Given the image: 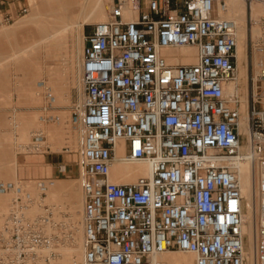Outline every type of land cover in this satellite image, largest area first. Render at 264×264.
<instances>
[{
  "label": "built area",
  "instance_id": "2783aa9c",
  "mask_svg": "<svg viewBox=\"0 0 264 264\" xmlns=\"http://www.w3.org/2000/svg\"><path fill=\"white\" fill-rule=\"evenodd\" d=\"M227 8L228 0H113L85 37L75 113L84 264H170L163 257L175 253L194 254L193 264H249L248 202L229 164L244 143L255 175L254 264H264V58L248 87L245 135L229 89L239 87L238 31L217 14ZM184 48L194 62L171 53ZM121 155L148 162L149 173L113 182ZM14 188L2 184L0 194ZM26 209L17 197L0 217V264H40L55 245Z\"/></svg>",
  "mask_w": 264,
  "mask_h": 264
},
{
  "label": "rangeland",
  "instance_id": "374dc122",
  "mask_svg": "<svg viewBox=\"0 0 264 264\" xmlns=\"http://www.w3.org/2000/svg\"><path fill=\"white\" fill-rule=\"evenodd\" d=\"M67 1L72 4L75 2L65 0V3ZM104 3L110 11L113 0H105ZM247 9L248 90V87H252V78L257 75V63L264 58V51L261 50H264V15L258 20L254 18L249 2ZM62 12L59 0H28V6L18 18L0 24V46L5 45L1 50L0 60L8 57L12 50L15 52L21 50L20 26L29 33L26 34L29 35L26 37L28 43L32 38L30 29H35V22L42 20L43 17L45 21H57L49 33L62 28L64 23L58 21ZM40 13L43 14L42 18L32 19L38 17ZM74 18L76 25L73 29L53 47H44L41 50L39 62L42 69L39 78L28 80L26 72L20 69L17 61H11L0 71V164L8 163L0 166V170H5L3 175H0V185L15 186L13 190L0 194V217L8 215L14 200L21 197L27 207L24 211L26 217L37 222L44 234L58 237L51 250L47 249L48 252L43 250L40 264H72L71 260H66L64 250L75 246V239H80L81 234L83 242L85 239L84 193L79 164L83 131L82 125L75 122V113L83 103L84 94L82 49L85 47V37L90 34L96 22H84L77 14ZM256 28L260 30L257 35L254 33ZM5 32L8 35H5ZM239 87L241 91L244 85L240 84ZM35 119L36 125L33 127L30 123ZM26 129L27 136L23 138ZM39 132L42 134V140L36 144L35 138ZM43 153L67 155L73 169L71 176L60 177L63 182H53L54 179L39 177L37 174L40 166L39 157ZM19 168L28 171L27 180L18 177ZM52 183L74 186L79 199L78 202L75 201V206L81 207L79 215L75 213L74 201L69 191L49 194V186ZM17 188L22 189L20 195ZM28 195L31 197L28 198ZM40 208V214L29 213V210L39 211ZM47 226L51 229L47 230ZM47 257L49 260H46Z\"/></svg>",
  "mask_w": 264,
  "mask_h": 264
},
{
  "label": "bare ground",
  "instance_id": "6f19581e",
  "mask_svg": "<svg viewBox=\"0 0 264 264\" xmlns=\"http://www.w3.org/2000/svg\"><path fill=\"white\" fill-rule=\"evenodd\" d=\"M105 0H75L72 4L71 2L65 0H59V4L61 6L62 16L58 19L59 22H63L64 26L60 29H56L54 32L49 33V30L53 29V27L57 24L55 22L45 21L43 14L40 13L38 17H33L32 19L42 20L36 21V28L30 29V34L32 38L30 42H26V37L29 34L23 26H20L22 29V37L20 39L21 50L19 52L10 53L8 57L0 60V71L3 67H7L11 61H17L19 63V67L22 71L26 72L28 80H36L39 78V74L41 72V66L39 59L41 57V50L49 47H53L58 43L61 38H63L67 32L74 28L75 18L74 16L77 14L78 17L82 18L84 22L95 21L96 23H101L107 20V15L109 14L108 7L104 3ZM247 0H228V8L223 11L220 10L217 12L219 16L226 18L229 21H232L236 24L238 31V84L244 85L242 90L240 91V87L237 85L231 84L230 91L233 93L235 97L239 98L241 102V111H242V130L245 135L248 132V95H247V80H248V62H247V53H246V42H247ZM252 15L257 20L264 15V7L258 3H252ZM80 20V19H79ZM81 24V23H80ZM7 29V28H6ZM82 29V24L80 25V29ZM10 30V29H9ZM73 31V30H72ZM71 31V32H72ZM79 32V31H78ZM260 30L258 28L254 29V33L259 34ZM81 33V32H80ZM82 34V33H81ZM5 35H8L5 32ZM17 43V42H16ZM84 45V44H83ZM19 47V45H17ZM5 48L4 44L0 46V54L1 50ZM13 48V47H12ZM15 48V47H14ZM84 50V46L82 51ZM264 51L263 49H261ZM172 54L179 55H189V62H194L193 55L195 53L194 49L184 48L179 51H173ZM50 54H48L49 56ZM83 59V54H82ZM178 61V59L176 60ZM257 65H259L257 63ZM81 69H82V61H81ZM83 74V70H82ZM83 102V101H82ZM31 126L36 125V119L33 123H30ZM82 125V122L80 123ZM28 130H24V134L22 135L25 138ZM39 134H41L39 132ZM42 135V134H41ZM8 163H2L0 166H5ZM231 168L236 171L238 174V178L240 181L241 190L245 199L248 202V219L249 222L244 227L245 232V254L247 257V262L249 264H254V221H255V175L253 169V161L250 156V149L248 144L244 143L240 148V156L235 157L229 162ZM150 164L146 161L129 163L125 161L123 155L119 156L117 163L113 168V172L111 174V179L113 182H131L135 181L139 175H146L150 171ZM5 170H0V175H3ZM15 179L18 180L16 177ZM18 189V188H17ZM48 190V189H47ZM69 191L74 210H76V214L79 215L81 213V207L77 208L75 201L79 200L77 197V193L74 190L73 185L67 184H50L49 186V194L61 193L64 191ZM78 202V201H77ZM83 204H84V195H83ZM79 209V210H78ZM41 208L36 211L29 210L30 214H40ZM81 224V223H80ZM47 230L51 229L49 226L46 227ZM82 233V232H81ZM83 235L81 234L80 239H75V246H72L68 249L64 250L66 260L70 261L72 264H84L85 262V239L84 242L82 240ZM48 252V250H45ZM164 260H167L170 264H193L195 259V255L192 253H175L168 256L163 257Z\"/></svg>",
  "mask_w": 264,
  "mask_h": 264
},
{
  "label": "crops",
  "instance_id": "0c3cea01",
  "mask_svg": "<svg viewBox=\"0 0 264 264\" xmlns=\"http://www.w3.org/2000/svg\"><path fill=\"white\" fill-rule=\"evenodd\" d=\"M28 6V0H0V20L11 17L18 18ZM37 174L42 179H54L53 182H63L62 176L70 177L73 173L71 160L67 155L43 153L40 157ZM42 168V169H41ZM27 170H18V177L27 180Z\"/></svg>",
  "mask_w": 264,
  "mask_h": 264
}]
</instances>
